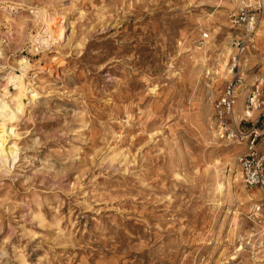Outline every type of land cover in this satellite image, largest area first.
Here are the masks:
<instances>
[{"label": "rangeland", "instance_id": "1", "mask_svg": "<svg viewBox=\"0 0 264 264\" xmlns=\"http://www.w3.org/2000/svg\"><path fill=\"white\" fill-rule=\"evenodd\" d=\"M222 1L0 0L17 151L0 165V264H264V196L236 165L245 146L212 137L243 38ZM250 1L263 32L238 58L245 84L264 75V0ZM42 11L67 17L61 38ZM21 59L31 101L16 109L6 84Z\"/></svg>", "mask_w": 264, "mask_h": 264}, {"label": "built area", "instance_id": "2", "mask_svg": "<svg viewBox=\"0 0 264 264\" xmlns=\"http://www.w3.org/2000/svg\"><path fill=\"white\" fill-rule=\"evenodd\" d=\"M237 4L231 17L232 24L243 29V38L236 40L237 56L233 59L230 82L212 106V125L221 141L244 145L237 157L242 181L247 188L259 190L264 196V75L251 84H245L238 69V58L244 52L256 27L258 14L262 11L259 1L228 0ZM208 35H202L206 40ZM242 94V112L236 110L238 96ZM246 124L250 126L244 127Z\"/></svg>", "mask_w": 264, "mask_h": 264}, {"label": "bare ground", "instance_id": "3", "mask_svg": "<svg viewBox=\"0 0 264 264\" xmlns=\"http://www.w3.org/2000/svg\"><path fill=\"white\" fill-rule=\"evenodd\" d=\"M220 4H225L223 3L222 0H214ZM52 13V12H51ZM38 15V14H37ZM40 20L42 23H44L46 26V30L44 33H46V35L51 39V33H53V29H57V33L56 31H54V33H56L59 38H61V36L59 34V30L58 28L61 27H66L67 26V17L64 14H61L59 17L56 15H50L45 11H42L39 15ZM69 24V23H68ZM66 25V26H65ZM263 24H261V21L258 23L257 25V29L255 30V34L254 37H260L262 36V32H263V28H262ZM63 30V29H62ZM61 30V31H62ZM70 30V29H69ZM64 31V30H63ZM61 33V32H60ZM40 37V36H39ZM39 38H34V42L36 43H42V42H46L48 44V38L44 41L38 40ZM54 39V37L52 38ZM252 40V39H251ZM52 41V40H51ZM55 41V39H54ZM53 43V42H52ZM43 45V44H42ZM205 49V48H204ZM213 51V50H212ZM227 55H229V50L228 49H224V57L227 58ZM27 61H25V59H21L20 63L22 64L21 68H20V74L17 73H9L7 75V84L8 86L12 85L14 86V88L16 89V95L15 94V98L18 99V101L16 103H14L16 109L20 108L21 106L25 105V101L27 100L28 104L31 101V99L29 97L26 98V94L24 93L25 90H27V85L25 84V70L28 68L27 66ZM241 62L242 65L246 63V57L243 56L241 58ZM213 73L217 76V78L220 80L221 83H225L228 80V76L230 74V68H227L226 62H224L223 66L221 67V69H217L216 67H214L212 69ZM27 78V77H26ZM29 85V84H28ZM154 89V88H153ZM28 96V95H27ZM11 95H9L8 90L7 89H3L2 92H0V165H3L4 162L7 163V159L12 158L16 155V147H14L13 143L11 142V138H12V133L6 128V126L4 125L5 122V118L8 116V112H11L10 110H7V107L5 104H7L6 102L9 101ZM242 95H239L238 98V102H237V108L236 110L239 112L240 108L242 106ZM14 101V100H13ZM26 103V104H27ZM14 112V111H13ZM10 117V116H9ZM8 118V117H7ZM10 120V119H9ZM212 137L213 139H218L217 134L214 132L212 133ZM15 138V136L13 137ZM229 147V145H226V148ZM236 149V147H235ZM16 157V156H15ZM14 157V158H15ZM13 158V161H14ZM16 159V158H15ZM12 160V159H11ZM10 163V162H8ZM7 165V164H6ZM235 165V164H231ZM234 170H235V166ZM228 170L227 172H229V174L227 176H230V172H231V168L229 169V167L227 166ZM237 171V170H236ZM232 180V178H231ZM229 184V183H228ZM253 196H255V193H252ZM239 250V249H238Z\"/></svg>", "mask_w": 264, "mask_h": 264}]
</instances>
